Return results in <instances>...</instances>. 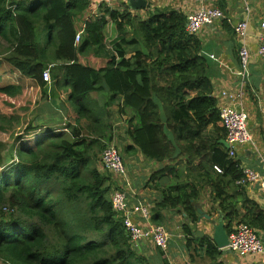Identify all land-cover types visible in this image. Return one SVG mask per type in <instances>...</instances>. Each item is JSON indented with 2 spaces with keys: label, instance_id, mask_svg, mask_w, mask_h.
I'll list each match as a JSON object with an SVG mask.
<instances>
[{
  "label": "trees",
  "instance_id": "trees-1",
  "mask_svg": "<svg viewBox=\"0 0 264 264\" xmlns=\"http://www.w3.org/2000/svg\"><path fill=\"white\" fill-rule=\"evenodd\" d=\"M147 1L144 19L127 5L113 9L101 0H0V96L22 100L28 89L4 80L7 66L35 83L37 107L46 98L61 103L50 106L56 121L32 113L15 138L11 164L3 156V136L14 119L0 113V264H168L162 250L156 249V259L133 245L113 208L116 178L99 169L100 154L114 140V107L128 117L132 145L126 151L161 165L151 179L162 195L152 211L154 224L162 225L164 211L178 210L188 221L183 228L192 247L198 204L209 189V215L221 211L228 234L236 222L264 232L263 208L248 198L247 185L237 184L244 178L241 160L230 158L220 142L226 132L198 35L188 34L184 13L153 9ZM100 4L102 16L85 23L77 44L78 21ZM217 6L225 12L228 0ZM224 26L231 29L227 21ZM109 48L114 54L107 57ZM129 52L135 54L126 59ZM93 56L107 57L106 67L81 62ZM50 66L48 95L43 73ZM94 94L105 95L104 106ZM210 126L216 139L204 134ZM165 177L171 183L163 186ZM5 207L12 211L8 216ZM200 244L216 259L220 251L211 237Z\"/></svg>",
  "mask_w": 264,
  "mask_h": 264
},
{
  "label": "crops",
  "instance_id": "crops-1",
  "mask_svg": "<svg viewBox=\"0 0 264 264\" xmlns=\"http://www.w3.org/2000/svg\"><path fill=\"white\" fill-rule=\"evenodd\" d=\"M217 2L218 0H151L153 9H170L184 13L186 16L195 13L202 8H218ZM102 3L110 8H118L114 6V4L112 5V0H106ZM96 5H98V2H96ZM101 5L87 12L84 17L78 21V32L83 28L85 29V23L87 21L94 20L101 14L102 11H104L105 6L101 7ZM246 7H250L252 12V22L247 43L254 55L251 61L250 80L244 102L245 108L247 109L250 117L249 128L254 144H247L239 147L237 158L241 160V166L243 168L253 169L259 173L261 180L264 181V61L258 59L255 54L258 45L257 36L260 32L259 24L262 20H264V0H228V6L225 14L227 19L231 20L233 24L245 18L244 11ZM147 9L133 11V13L138 17L145 19L148 17L146 11ZM229 24L231 29L224 26V21H216L213 25L204 28L198 35L202 44V54L206 58L207 62L208 76L213 84L214 97L218 100V107L220 110L225 106L233 105L237 102L232 101L230 97L234 96L239 88V82L236 74L239 69L238 51L240 44L234 35L232 24ZM106 51H112L114 54L112 48H109ZM105 54L107 56L106 52ZM134 54L135 53L129 52L126 57L130 55L131 58ZM212 56L214 58H212ZM81 62L85 65H90L91 67L100 69L105 67L108 59L107 57L104 58L97 56L94 58L93 56L82 58ZM50 72L52 76L54 73V66H50ZM53 82L54 81L52 79V83ZM49 89L50 88L48 87V90ZM224 94H227L228 96L225 97ZM96 97L97 96H92L91 98L95 99ZM52 103L53 105L60 104L58 100H52ZM114 111L115 114L117 113V115H119V107H114ZM119 117L120 124L125 123V125H127L128 117H122L120 115ZM204 134L206 137L211 139L217 138V133L212 126L205 130ZM222 141H226V139ZM131 145L132 144L130 142L127 146L129 147ZM125 153V161L128 166L129 178L132 187L131 202L136 203L137 200L148 201L154 209L156 204L161 201L162 195L156 188V182H153L151 179L160 171L161 165L146 159L136 150L135 152H127L125 149ZM134 155H137V157H134ZM178 165L180 168L183 164L178 163ZM168 183H171L170 178L165 177L161 180V184L163 186ZM118 184L119 183L117 182V186ZM247 196L259 204L264 210V187L260 183L247 186ZM198 208L201 209L203 215H208L210 219L199 213L201 218L198 223L194 225L191 224L194 227V235L189 236L190 239H196V242L192 244V247H188L186 245L188 235L185 233L183 226L188 223V221H186L185 215L180 214L178 210H166L162 213V225L167 228L171 236L168 250L163 251V258L168 264H264V254L240 257L232 253L227 248L220 249L217 246L216 247L220 252L216 259L208 256L206 247L202 246L200 241L201 239L209 236L212 238V242L214 243L213 235L215 233V226L221 219L224 220V216L220 213L221 211L214 217L209 215V212L213 208V202L209 189H206L202 193V199L198 204ZM224 223L226 227L225 220ZM239 225L241 224L236 222L232 229L238 227ZM258 235L264 242V232H258ZM137 248L140 252L153 255L154 258L157 259V248L153 247L149 243H143Z\"/></svg>",
  "mask_w": 264,
  "mask_h": 264
},
{
  "label": "built area",
  "instance_id": "built-area-1",
  "mask_svg": "<svg viewBox=\"0 0 264 264\" xmlns=\"http://www.w3.org/2000/svg\"><path fill=\"white\" fill-rule=\"evenodd\" d=\"M106 0H101V2ZM127 2L128 0H120ZM245 18L232 24L227 19L224 11L219 8H202L199 11L187 16L186 30L189 35H199L204 28L213 25L216 21H225L232 24L234 35L239 41V69L236 74L239 88L237 93L230 98L237 101L233 105L225 106L220 110L221 125L226 132V142L230 145L228 154L230 158H237L238 148L247 144H254L249 128V113L245 108V96L250 80V68L252 64L253 52L247 43L249 37L252 12L250 7L245 8ZM259 34L257 36L256 56L264 61V20L259 24ZM84 30L78 32L76 43L79 44ZM212 58H214L212 56ZM44 81L50 85L52 83L50 68L43 73ZM51 81V82H50ZM227 97V94H224ZM101 163L105 170L112 174L118 184V189L112 195V204L115 212L123 218L124 226L135 247L143 243H149L155 248L167 251L171 240L170 233L164 225H156L152 222L153 207L148 201L137 200L131 202V183L129 170L124 157L115 145L110 144L101 154ZM244 178L237 182L238 185H252L260 183L264 187L259 173L253 169L243 168ZM218 174L223 171L219 166H214ZM229 245L227 247L232 253L245 257L248 255L264 254V242L257 231L248 225L241 224L234 228L228 235Z\"/></svg>",
  "mask_w": 264,
  "mask_h": 264
},
{
  "label": "rangeland",
  "instance_id": "rangeland-1",
  "mask_svg": "<svg viewBox=\"0 0 264 264\" xmlns=\"http://www.w3.org/2000/svg\"><path fill=\"white\" fill-rule=\"evenodd\" d=\"M20 1H26V0H20ZM112 1H113L112 5L114 4V6L118 7L116 9H119V10H121V6L126 5L125 2L120 1V0H112ZM103 2H105V1H103ZM101 16H102V12L98 17H101ZM83 29H81V30H83ZM40 35H42L41 45L45 46L46 32H45V29L43 27H40ZM106 53H107V57L113 55L112 51H107ZM99 54L102 55L103 53L99 52ZM96 57L97 56H94V58H96ZM126 59H130V55H128L126 57ZM105 67H106V65H105ZM4 71L6 73L3 75V77H4V80L6 82L22 83L26 88H28L27 91L25 92L24 98L22 100L9 99V98H6L5 96H0V113L14 119V121H12V123L10 125L6 126L7 132H6V135L3 136V139L7 140V144H6L7 147L3 153V156L5 158L6 163L8 162L11 164L12 160L15 161V151H16L15 138H16V136L23 134L25 127L27 126V124H29L31 122L32 116L34 115L33 116V118H34L35 116L40 114V115H42V118L44 120H51L53 118L52 120L56 121V119H55L56 117H53V116L57 115V112H55L51 118L50 106H51V103L53 100L51 98H48V99L46 98V99L41 100L40 104L37 107V103L39 102V98H40V93L38 92L37 87L35 86V83L33 81H31V79H27L25 77L20 78L18 75H16L13 72L11 74L12 68L7 67V66L4 67ZM51 81H52V79H51ZM52 86H53V83H51L48 86L50 88L48 90V95H51V93H52V90H51ZM62 92L64 95H68L67 88H64ZM92 96L93 97L97 96L94 100L99 101V103H98L99 105L100 104H102V106L105 105V102H106L105 95L94 94ZM87 100H89V99L86 98L85 100H83V102H85ZM69 102L76 108V105H74L73 101L72 102L69 101ZM57 107H59V106H57ZM29 112H30V114H29ZM32 113H33V115H32ZM112 118H113V127H114V140L112 143H113V145L116 146L118 151L121 153V155L125 159V155H126L125 149L128 147L127 146L128 143H130V140L127 138V125H125L124 122H123L124 124H120V117H119V115H117V113L115 115H113ZM0 138H1V136H0ZM134 157H137V155H134ZM99 159H100L99 160L100 161L99 169L104 172L105 169L101 163V154L99 156ZM4 212L6 213V216H8V214L12 211L8 207H5Z\"/></svg>",
  "mask_w": 264,
  "mask_h": 264
},
{
  "label": "water",
  "instance_id": "water-1",
  "mask_svg": "<svg viewBox=\"0 0 264 264\" xmlns=\"http://www.w3.org/2000/svg\"><path fill=\"white\" fill-rule=\"evenodd\" d=\"M149 2L147 0H128L126 2V5L132 10V11H139V10H145L148 7ZM142 51L145 55H149L147 49L142 46ZM221 143L224 145L226 149L230 148V145L226 141H221ZM199 213L203 215V212L199 208ZM204 217L210 219L208 215H203ZM213 241L215 245L220 249H226L229 245V237L228 233L226 231L224 220H220V222L215 226V233L213 235Z\"/></svg>",
  "mask_w": 264,
  "mask_h": 264
}]
</instances>
